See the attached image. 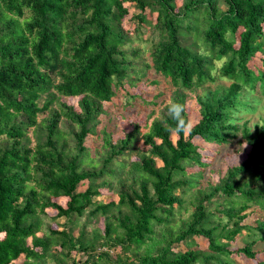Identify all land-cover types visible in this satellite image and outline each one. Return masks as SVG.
<instances>
[{
    "label": "trees",
    "instance_id": "16d2710c",
    "mask_svg": "<svg viewBox=\"0 0 264 264\" xmlns=\"http://www.w3.org/2000/svg\"><path fill=\"white\" fill-rule=\"evenodd\" d=\"M247 96L264 0H0V264H264ZM230 146L242 161L213 168ZM86 214L101 226L52 227Z\"/></svg>",
    "mask_w": 264,
    "mask_h": 264
},
{
    "label": "rangeland",
    "instance_id": "374dc122",
    "mask_svg": "<svg viewBox=\"0 0 264 264\" xmlns=\"http://www.w3.org/2000/svg\"><path fill=\"white\" fill-rule=\"evenodd\" d=\"M216 83L220 85H224V86L229 85L228 81H224L222 79L216 80ZM246 98H247V101L251 103L250 105L251 109H249V111L246 113L236 114L235 116L237 120L239 121V124L248 122V126L252 128L253 125L259 124L264 119V97H257V99H255L252 96H247ZM124 101H125V98H120V99H117L116 106L112 105L110 109L112 120L109 122L110 123L109 127L115 128L117 130L121 128H130L129 122L130 120L133 119L134 112L128 111L127 113H125L123 111L122 105H124ZM188 111L192 113L191 105H188ZM121 115L125 117L124 120L119 119ZM193 115L194 113L191 114V116ZM106 121H108V118L103 122V124H105ZM237 149H238L237 146H230V147L222 149V153L219 156L218 160L215 161L213 168H215L216 170L220 168L222 169V172H224L227 166L233 165V164L235 165L239 164L242 161L243 156L241 153H237ZM213 178H215L216 180L217 175L214 174ZM183 198L185 200V207L188 206L189 207L188 210L192 211L193 207L189 206L188 202L194 199L193 195L189 194L188 196H185ZM106 199H107V196L104 197L103 201H106ZM215 207H216L215 204H211L209 206L211 210H214ZM43 221L47 224H50L49 219L47 218H44ZM63 224H65V229L67 231H70L73 234L77 235L79 230L82 228L84 224L87 225L86 226L87 230H91L95 226V224H97V226L100 227L101 221L99 222L98 220L94 221L93 219H88L87 214H86L81 219H76L75 217H72V219L69 221L66 219H59L55 223H52V227L57 228L58 230H61L63 228ZM262 247H264V243L259 244L258 246V248H262ZM174 248L177 249V246L175 245ZM109 254L112 255V251H110ZM69 257L71 259L65 260L66 261L65 264H82L86 258L85 255H83L82 253H77L75 251L71 252ZM72 259L74 260L73 263L71 261ZM49 264H58V263L54 260L53 261L50 260Z\"/></svg>",
    "mask_w": 264,
    "mask_h": 264
}]
</instances>
